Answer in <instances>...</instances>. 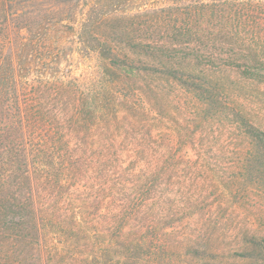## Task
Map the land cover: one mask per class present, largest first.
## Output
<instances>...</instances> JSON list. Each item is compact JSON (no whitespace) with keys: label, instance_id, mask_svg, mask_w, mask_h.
Masks as SVG:
<instances>
[{"label":"trees","instance_id":"1","mask_svg":"<svg viewBox=\"0 0 264 264\" xmlns=\"http://www.w3.org/2000/svg\"><path fill=\"white\" fill-rule=\"evenodd\" d=\"M211 1L204 16L222 26L204 30L205 39L188 56H181L184 43L167 42L152 54L140 50L121 59L99 42V70L85 85L57 76L58 63L34 55L25 29L13 28L22 16L0 9V264H160L168 243H159L160 235L174 227L170 218L194 208L185 199L174 203L170 174L188 164L178 159L180 152L205 150L206 139L190 128L203 130L219 116L230 120L241 148L264 166V129L237 95L264 84V44L238 38L243 25L256 23V8ZM228 23L234 26L224 27ZM156 75L191 96L185 130L175 146L164 133L119 139L122 119L128 133L143 123L131 114L130 97L114 91L121 83L140 86L141 96L166 118L168 101L163 92L152 98L147 83ZM142 129L148 135L149 127ZM173 243L189 255L200 252L198 238Z\"/></svg>","mask_w":264,"mask_h":264},{"label":"rangeland","instance_id":"2","mask_svg":"<svg viewBox=\"0 0 264 264\" xmlns=\"http://www.w3.org/2000/svg\"><path fill=\"white\" fill-rule=\"evenodd\" d=\"M230 2L250 3L256 8L253 19L256 25H243L240 41L264 44V0ZM211 3V0H0V9L22 16V20L12 24L13 28L25 29L24 37L35 43L31 47L36 50L34 55L41 54L58 63L57 76L63 73L85 85L94 80L99 70L96 51L99 42L121 59L126 53L139 54L136 52L140 50L152 54L155 47L167 42L184 43L186 49L181 56H188L190 48L200 38L205 39L204 30L222 26L217 19L210 21L204 16ZM84 26L87 34L82 32ZM191 28L195 30L192 38L188 36ZM81 40H86V45ZM165 80L156 75L147 82L152 86V98L163 92L165 102L168 101L169 112L163 121L141 96L140 86L130 88L121 83L113 87L120 98L130 97L131 114L143 122L140 131L138 128L128 133L122 119L119 139L143 135L156 139L164 133L175 146L178 132L185 130L188 123L192 98L183 87ZM243 91L237 93L240 102L264 129V84L256 88L247 86ZM113 106L110 101V110ZM143 125L149 127L148 135ZM190 131L197 132L196 138L206 139L205 150L199 153L189 148L180 152L178 159L181 157L188 164L172 171L170 181L174 203L185 199L194 208L170 218L174 227L166 230V237L160 235L159 243H168L164 246L167 253H163L159 263L264 264V166L256 163L257 156L251 157L241 148L240 132L222 116L205 124L203 130L191 127ZM190 237L198 238L201 243L200 252L195 255L175 248L177 244L173 243ZM252 238L255 244L251 243Z\"/></svg>","mask_w":264,"mask_h":264}]
</instances>
